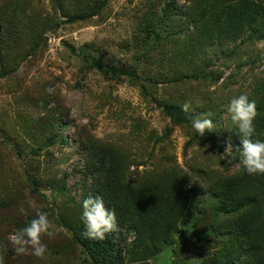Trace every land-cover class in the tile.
Masks as SVG:
<instances>
[{
  "label": "rangeland",
  "instance_id": "374dc122",
  "mask_svg": "<svg viewBox=\"0 0 264 264\" xmlns=\"http://www.w3.org/2000/svg\"><path fill=\"white\" fill-rule=\"evenodd\" d=\"M69 1L0 0L2 6L21 3L28 15L38 17L23 63L4 72L0 65L5 264H84L88 259L74 227L86 196L78 171L82 146L89 143L114 149L126 161L133 185L179 177L191 203L184 227L153 257L131 255L134 238L126 235L125 264H203L227 241L223 223L228 219L214 209L211 185L242 169L228 105L242 93L250 98L264 79V31L254 28L235 42L199 44L185 16L195 0H174V26L156 33L147 32V15L161 17L173 0H108L98 16L74 24L61 16L71 12ZM51 20L56 26L47 27ZM82 53L113 66L118 78L90 69ZM185 103L187 112L181 110ZM207 113L217 126L216 148L188 122H175L177 115L192 121ZM37 212H46L60 229L53 239L41 237L50 253L43 260L17 255L9 240Z\"/></svg>",
  "mask_w": 264,
  "mask_h": 264
},
{
  "label": "trees",
  "instance_id": "16d2710c",
  "mask_svg": "<svg viewBox=\"0 0 264 264\" xmlns=\"http://www.w3.org/2000/svg\"><path fill=\"white\" fill-rule=\"evenodd\" d=\"M69 2L71 12L61 16L67 23L74 24L98 16L108 0ZM176 14L174 0L165 5L161 17L150 11L146 19L149 22L147 32L156 33L161 28L170 31ZM185 16L196 38H199V44L235 42L254 28L264 31V0H195L190 13H185ZM52 23L57 24L51 20L47 27ZM35 24H38V17L28 15L27 6L21 3L0 5V65L3 72L7 66L18 67L27 57L26 40L33 41L30 29ZM11 54L13 56H9ZM82 56L90 69L118 78L113 66L103 65L84 53ZM250 99L257 103L254 139L264 141V79L255 85ZM176 117V123H192L185 115ZM202 138L217 147L213 132ZM82 154L78 172L84 186V198L101 196L105 206L114 210L117 221V229L106 234L104 241L85 238L81 220L75 225V238L88 257L84 264H125L126 235L129 233L134 238L130 254L139 260L153 257L170 245L191 211L181 179L166 175L157 181L133 185L126 176V161L114 149L89 143L82 146ZM211 198L215 203L214 209L228 219L223 223V236L227 241L222 252L203 264H264V175H248L242 168L233 176L216 180L211 185ZM0 256L5 264L2 245Z\"/></svg>",
  "mask_w": 264,
  "mask_h": 264
},
{
  "label": "clouds",
  "instance_id": "9594fccd",
  "mask_svg": "<svg viewBox=\"0 0 264 264\" xmlns=\"http://www.w3.org/2000/svg\"><path fill=\"white\" fill-rule=\"evenodd\" d=\"M264 47V41L260 42ZM190 105H182V111H189ZM228 112L230 119L240 138L242 159L240 161L243 171L248 175H264V141L254 139L256 129L254 121L257 117V103L249 95L242 93L229 101ZM211 113L192 119V129L199 136L214 132L216 124L209 117ZM231 146L225 149L230 151ZM81 222L84 226L82 235L90 240L104 241L106 234L117 229L116 214L114 210L105 206L101 196L87 197L81 203ZM24 214L23 207L19 209ZM60 229L49 219L46 212H37L27 226L16 230L9 240L17 255L31 254L43 260L49 255L47 244L41 237L46 235L49 239L56 237ZM0 264L4 259L0 256Z\"/></svg>",
  "mask_w": 264,
  "mask_h": 264
}]
</instances>
